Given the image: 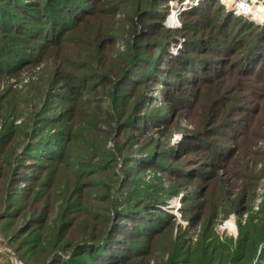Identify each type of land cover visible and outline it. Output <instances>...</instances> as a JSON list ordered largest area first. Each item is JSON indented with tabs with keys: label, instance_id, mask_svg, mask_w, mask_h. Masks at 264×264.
Here are the masks:
<instances>
[{
	"label": "rangeland",
	"instance_id": "obj_1",
	"mask_svg": "<svg viewBox=\"0 0 264 264\" xmlns=\"http://www.w3.org/2000/svg\"><path fill=\"white\" fill-rule=\"evenodd\" d=\"M207 1L80 0L51 28L43 0H0V45L23 36L26 59L0 67V264H85L71 252L115 228L143 232L106 251L122 264H192L202 243L206 264H264V53L242 61L253 28L231 24L263 28L264 0L185 15ZM28 22L48 30L34 60L12 29Z\"/></svg>",
	"mask_w": 264,
	"mask_h": 264
},
{
	"label": "trees",
	"instance_id": "obj_2",
	"mask_svg": "<svg viewBox=\"0 0 264 264\" xmlns=\"http://www.w3.org/2000/svg\"><path fill=\"white\" fill-rule=\"evenodd\" d=\"M43 5L46 6L45 8L48 9L49 11V15L50 16H46L47 17V20H48V23L51 25V28L53 27H56V25H63L64 23L66 24L67 22L70 23L69 19H64L63 22H60L61 20L59 18V14H65V16L67 15H71V8L68 6L69 3H72V5H75L76 7H79V8H83V7H80L82 6V2L81 4L82 5H78V3L80 2V0H43ZM88 1H91V0H88ZM214 2V1H213ZM212 0H209L207 2H204L202 4H200V6L185 14V15H188V14H197L201 11H203L204 9H207L208 8V5H211L212 3ZM55 3L56 6H53V4ZM63 3V4H62ZM153 3V2H152ZM19 3H16V6H13L16 11H23L24 10V7L23 5H21ZM17 7V8H16ZM68 7L70 8L68 11ZM67 11H65V10ZM203 9V10H202ZM47 11V12H48ZM6 12V11H4ZM3 12H0V15L2 14ZM6 16L9 18V14L7 13ZM63 16V15H62ZM204 17V16H203ZM206 17V15H205ZM63 19V18H62ZM12 20H15V18H13ZM32 20H36V18H32ZM220 20H221V24L219 26V30L221 31V29L224 28L225 26V23L227 22H230L231 21V18H230V15H224L222 17H220ZM37 21V20H36ZM208 21V20H207ZM212 21V24L214 26H218V24L216 23H219L217 21H213V20H210ZM7 24V21L5 20H2L0 19V29L4 31L5 30H8L4 27V25ZM232 25L234 26H237V31H242L245 29V27H251L253 28V32H254V35H253V38L250 40V48H249V51L247 52L246 56L243 58L242 61H251V59L253 58V56H256V55H259L261 53H264V26L263 28H259V27H256V26H253L252 23L242 19L241 17H237L236 19H234V21H232L231 23ZM10 26V24H7ZM12 25L13 22H12ZM37 24L32 22H28V25L27 23L26 24H18L17 26L15 27H12V29L14 30L13 32H15V34L17 33H20L23 31V30H26V34H25V40H27L28 42H26V45L27 47H29V49L32 51V53H30V56H29V59L28 60H34L36 58L35 56V51L37 53V50H40V48H42V46L44 45V42L47 41V38H46V34H47V29H44V28H41V32H42V36H35V37H32L31 36V31L30 29L32 28H36ZM24 28V29H23ZM17 30H20V32H18ZM12 32V30H10V33ZM9 33V31H8ZM33 33H36V32H33ZM14 34V33H13ZM224 32L221 31L220 35L221 37L223 38L224 36ZM43 39V43L37 47L38 49L36 50L35 49V45H37L36 41L37 39ZM20 39H24L23 36L22 37H18ZM17 37H14L13 39L11 38H8V42L0 45V52L2 53L3 50H6L5 53H2L3 56L2 57H6V60H4V62H2L0 64V67H4V69L8 70V69H11V65H15L17 63H19L18 61H26L25 57L23 58V53L22 51L18 50V42H19V39ZM4 39V38H3ZM219 42V41H218ZM39 45V44H38ZM227 47V46H224V48ZM228 48V47H227ZM228 50V49H227ZM35 56V57H33ZM1 57V59H3ZM136 57L133 58V64H131L132 66H130L131 68L129 69H134L135 67H137V64L139 62H141L142 60H134ZM177 59H182V58H177ZM187 60V59H186ZM144 61H147V63H151L153 61V58H150V57H147L146 60ZM149 61V62H148ZM129 64V63H127ZM184 64V63H183ZM134 67V68H133ZM1 69V68H0ZM135 70V69H134ZM125 69L121 72L120 75H125L126 74V71ZM129 72L130 70L127 72V76H123L124 78L123 79H126L127 77H129ZM241 73H242V70H241ZM52 85V84H51ZM50 85V86H51ZM33 144H30V146L32 147ZM40 145H43L42 143ZM28 181V180H27ZM23 182V181H21ZM124 215V214H123ZM140 215V214H139ZM128 216H121V219L123 218H126ZM147 218H143L141 221H143V226L142 228H146L148 229L147 231H152L153 229H155L157 226H156V223L154 222L155 220L153 218H150V216H146ZM134 219V218H133ZM132 219H130L131 221ZM154 227V228H153ZM152 228V229H151ZM255 231L257 228L256 227H252ZM117 230H120V228H115L114 229V232H110V231H105L100 238H97V239H91L90 241H88L89 243H91V247H88V246H77L72 252V257H71V262H81V263H85V264H111L112 261L113 264H122L124 261H128L129 258L126 257V258H117V253L114 252L113 250L110 251V256H107L106 255V251L110 248V246L112 245H115V251H120V249H122L124 246L127 247L128 246V251H132V249L136 248V246L138 244L141 243V238H142V230H139V232L141 231L142 233L140 234H137V237H136V241H134L135 244H132V245H126L125 242H122V240L116 238V236L114 235H117L116 231ZM138 230V229H137ZM121 231V230H120ZM129 231V228L124 231L122 234H121V238L123 237H126L127 233ZM257 231V230H256ZM138 233V231H137ZM129 238V237H128ZM127 238V239H128ZM248 238L249 239V233H243L241 235V238L238 242V245L236 247V251L234 252L235 256H234V261L237 262L238 260H240V256L242 254L241 250L244 248V243L246 242L244 239ZM255 238L257 239V245L259 244H262L264 242V228L262 229V231L260 233H257ZM125 239V238H123ZM120 240V241H119ZM88 242H85V243H88ZM211 244L212 243H209V244H205V243H202L200 244V247L194 251V256L196 257H193L192 258V264H206V261H207V258L208 259H212V256H211V252H209L211 250ZM86 249V250H85ZM213 254H215V252H213ZM106 257V258H105ZM108 257V258H107ZM262 258H264V256H262ZM132 259V258H131ZM245 260H247L248 258H245ZM121 261V262H120ZM250 261V259H249ZM249 261L247 262H244V264L246 263H249ZM170 263H171V260H170ZM173 263V261H172Z\"/></svg>",
	"mask_w": 264,
	"mask_h": 264
},
{
	"label": "built area",
	"instance_id": "obj_3",
	"mask_svg": "<svg viewBox=\"0 0 264 264\" xmlns=\"http://www.w3.org/2000/svg\"><path fill=\"white\" fill-rule=\"evenodd\" d=\"M236 5L237 4H240L241 6L240 7H238L237 9H235V11H237V12H239L240 10L241 11H243V12H245L244 10L248 7V4L247 3H241V1H239L238 3H235ZM244 8V9H243ZM234 9V8H233ZM243 15H245V14H243ZM172 18V17H171ZM229 221H231V220H229ZM229 221H227L225 224L226 225H228L229 223H232V221L231 222H229ZM229 226V225H228Z\"/></svg>",
	"mask_w": 264,
	"mask_h": 264
},
{
	"label": "bare ground",
	"instance_id": "obj_4",
	"mask_svg": "<svg viewBox=\"0 0 264 264\" xmlns=\"http://www.w3.org/2000/svg\"><path fill=\"white\" fill-rule=\"evenodd\" d=\"M240 6H241L240 4H237V5H236V4H233V8H234V9H237V8L240 7ZM231 8H232V7H231ZM233 8H232V9H233ZM243 9H244V8H243ZM250 9H251L250 7H247L245 10H250ZM259 11H260V10L257 9V11H255V12H259ZM239 12H240V11H239ZM255 12H252V11L250 10V14H251V16H254V18H255ZM243 14L246 15V14H248V13H243ZM170 20H172V19H170ZM229 222H230V221H229Z\"/></svg>",
	"mask_w": 264,
	"mask_h": 264
}]
</instances>
